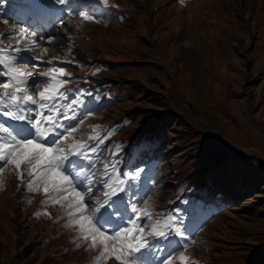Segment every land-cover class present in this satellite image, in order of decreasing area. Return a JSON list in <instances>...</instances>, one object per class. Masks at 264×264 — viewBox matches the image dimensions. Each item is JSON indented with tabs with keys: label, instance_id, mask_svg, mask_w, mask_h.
Listing matches in <instances>:
<instances>
[{
	"label": "rangeland",
	"instance_id": "1",
	"mask_svg": "<svg viewBox=\"0 0 264 264\" xmlns=\"http://www.w3.org/2000/svg\"><path fill=\"white\" fill-rule=\"evenodd\" d=\"M29 1L0 0V13L2 12L6 19L4 21L0 18V32L5 33L2 39L5 43H9V30L20 26L36 30L45 37H56L51 44L44 41L40 43L43 47L49 48L48 57L57 56L61 60L71 62L56 65L64 67L66 72L71 73L67 87L72 91L67 93L68 99L61 103L64 105L71 103L77 95L76 89L91 93L90 96L85 95L82 99L86 110H90L92 114L84 119V123L80 125L73 139L87 140L89 135H95L96 133L91 131L93 125L100 126L98 132L101 135L110 131L111 134L101 145L99 159L100 161L114 159L118 173L130 172L133 169L124 170L119 162L133 149L134 143L141 137V125L150 123L159 114L170 116L180 108L185 109L178 100L159 109L153 107V101L158 95L162 97L169 95L163 87L166 81L159 77L152 82L143 74L140 67L133 65V62L149 61L156 71L164 69L169 75L170 70L165 65L162 51L172 44L177 31L167 32L166 29H169V26H163L161 28L163 36L159 38L160 26L153 21L151 26L148 25L149 31L146 32L142 25L143 14L137 12V6L132 5L135 1L108 0L109 4L115 2L122 6L116 11L124 15H119V12L114 11V5L108 8L96 4V1L103 0H82L86 5L84 10L89 11V14L95 13L97 18L102 20L100 23L81 21L78 13L71 18L66 14L62 16L59 10L65 6L57 4L55 0L30 1L32 4ZM147 1L150 0H137L136 5L148 12L143 5ZM174 1L177 0H165L163 6L168 7ZM237 1L242 4L247 23L251 14V17L253 15L255 18L254 24L256 22L264 24V0H184L181 4L177 3L181 11L185 12L186 6L187 12L194 13L199 18L192 24L188 23L189 20L183 23L184 34L188 29L192 30L191 26L195 24L202 27L209 26L210 24L206 22L207 16L205 18L203 16L211 14L214 20H212L213 29L222 31L223 39L219 45L227 55V59H231L230 62L239 63L234 57L232 58L230 47L236 50L235 47L241 45V48H237L240 52L237 50L236 52L242 54L254 37L242 36L244 21L235 17L239 9ZM26 3L36 10L37 20L28 16ZM61 18L66 22L63 29L59 24ZM147 23L149 24V19ZM170 34L174 36L170 37ZM193 34L191 31L190 34L184 35L185 41L191 42L193 46L184 51L183 58L185 57L187 63L194 68L199 64L203 71V63H199V49L194 50V48H198L197 43L204 44L205 41L201 39V35H195L200 33L193 32ZM204 51V48L201 49V52ZM149 53H152L153 59H150ZM17 66L24 67L23 64ZM242 66L245 69L243 79L240 80L235 76L233 80L236 91L242 93L238 104L242 108V119L238 129L232 118L234 108L227 102L226 94H224V91L230 92L229 85L225 86L224 91L220 87L216 88L209 83L206 76H203L204 72L192 69V76L196 71L197 77L202 80L200 89L206 91L197 90L195 100L197 106L204 110L203 113H199L207 117L210 124L215 127L211 131L207 129L212 137L207 143L208 146H213L214 142H220L231 146L232 153L246 154L251 158L257 156L264 163V102L260 104L259 112L255 110L253 115L252 90L248 88L249 60L244 59ZM247 66L248 74L245 79ZM47 67V65H41L38 71H45ZM65 79L69 78L65 77ZM42 87V83L38 84L36 90ZM210 93H214L217 101H222L224 104V106L217 104L216 113L211 108ZM246 108L252 120L250 125L245 114ZM132 110L135 112H131ZM186 111L188 116L192 117L194 125L198 126V130L203 129L201 121L197 117L190 116L191 113L187 109ZM126 112L131 113L132 116L127 118ZM5 119L7 118L0 116V120ZM66 123L75 127L77 122L67 121ZM228 131L231 135L225 134ZM172 139L167 140L171 143ZM190 144L191 142L180 143L176 145L177 149H168V146L163 145V149L158 153V167H154L155 171L152 169L149 178L141 177L138 182L141 189L140 196H143L157 212H171L183 218L188 227L189 239L195 241L186 249V255L198 261L199 264H264V191L259 195L254 194L255 191L246 193L245 196L248 197H240L238 201L216 200L211 205L217 214L213 218L209 217L210 212H207L202 219H197L195 214L185 213L184 208L176 204L179 198L182 200L185 196L189 183L186 175L187 160L192 155L187 158L186 154ZM117 146H119V152L113 158L111 153ZM129 146H131L130 149ZM179 151L183 154L179 155ZM199 154L200 152H197V156ZM232 162L237 166L238 159ZM101 170L102 165L97 164V171ZM236 170L235 168L234 171ZM234 171L227 172L229 182L235 180ZM0 179L4 181V187L0 190V264H90V261L98 255V248L89 250L88 242L74 239V231L64 226L68 218L61 214L59 205H42V193L26 191L23 185L18 188L19 180L7 171L0 176ZM96 188H100L98 182L95 184L94 191ZM186 201L189 200L184 201L185 205L189 206ZM45 209L50 216L45 214ZM218 209L221 211L218 212ZM37 212L40 214L35 215L34 213ZM77 244L80 246L76 247ZM175 255L178 256L179 253ZM107 264H114V262L109 260Z\"/></svg>",
	"mask_w": 264,
	"mask_h": 264
},
{
	"label": "snow or ice",
	"instance_id": "2",
	"mask_svg": "<svg viewBox=\"0 0 264 264\" xmlns=\"http://www.w3.org/2000/svg\"><path fill=\"white\" fill-rule=\"evenodd\" d=\"M55 2L65 6L59 10L62 16L78 13L81 21L102 22L84 10L82 0ZM65 23L59 20L61 29ZM8 34L10 42L5 43V33L0 32V116L7 118L0 120V176L7 171L19 180L18 188L23 185L26 191L42 193V205H59L68 218L64 226L74 231V239L88 242L89 250L99 249L90 264L109 260L114 264H199L186 255L195 241L189 239L183 218L157 212L140 196L143 170L118 173L114 159L100 161L101 145L110 131L101 135L100 126L93 125L95 135L73 139L92 114L82 99L91 93L76 89L71 103H61L72 91L67 87L71 73L56 65L71 62L48 57L49 48L40 43L51 44L56 37L24 26ZM41 65H47V70L38 71ZM41 83L43 87L36 90ZM67 121H76V126ZM118 152L119 146L112 157ZM97 164L102 165L101 171ZM97 182L100 188L94 191ZM3 187L0 179V190ZM45 214L50 216L46 209Z\"/></svg>",
	"mask_w": 264,
	"mask_h": 264
},
{
	"label": "trees",
	"instance_id": "3",
	"mask_svg": "<svg viewBox=\"0 0 264 264\" xmlns=\"http://www.w3.org/2000/svg\"><path fill=\"white\" fill-rule=\"evenodd\" d=\"M164 1L165 0H150L149 5L151 4L150 7L154 12V23L160 26L158 28V31H160L159 38L163 36V33H161V28L163 26H169V29H166L167 32H169V30L172 32L175 30L177 31L172 44H170L165 51H162V56L166 62L165 65L167 69L170 70V74L167 75L164 69H157L156 71V68H154L153 64L149 61L133 62V65L140 67L143 74L152 82H155L159 77L164 78L166 81L163 87L167 90L169 95L164 97L158 95L155 101H153V107H158L159 109L166 105L173 104L175 100H178L181 105L183 104L185 106V109L180 108L179 111L172 113L170 116L159 114L157 118L153 119L150 123L142 124L141 137L134 143L133 149L130 151L127 158H125L124 168L136 169L142 167L144 170L142 176L149 178L152 169L155 171L154 167L157 168L159 165L158 153L163 149V145L171 149L176 148V145H180V143L191 142V146L187 149L188 154H186L187 158L189 155H192L187 160L188 168L186 175L189 183L185 191V196L176 204L183 207L185 213L195 214L197 219H202L207 212H210L209 217L213 218V216L215 217L217 214L214 212L211 205L216 200L238 201L240 197H248L245 196L246 193L255 191L254 194L256 193L259 195L264 191V163L261 162L257 156L251 158L246 154L232 153L233 150H231V146L220 142H215L213 146H208L207 143L212 138L209 132L215 129V127L210 124L207 117L200 114L203 113L204 110L196 104V91L204 92L205 90L200 89L199 85L202 80L197 77L196 71L192 76V69L200 70L202 73L204 72L203 76H206L210 81L209 83L216 88L220 87L224 91L225 86L229 85L230 92L225 93L224 91V94H226L225 98L227 102L234 108V116H232V118L238 129L242 119V108L238 106L242 93L236 91L233 80L235 76L240 78V80L243 79L245 69L242 63L244 59H248L250 63V82L248 88L252 90L251 103L253 115L255 110L259 112L260 104L264 102V24L262 22H256V24H254L253 19L255 20V18L253 15L251 17V14H249V28H246L243 23L241 32L243 37H245V35H247L248 38L254 37V43L246 52V57L230 47L232 58L234 57L239 63L230 62L231 59H227V55L219 45L223 39L222 31L221 29V32L213 29V18L211 14L210 16H203V18L207 16L206 22L210 24L209 26L202 27L199 24H195L193 27L191 26L192 30L188 29L187 33L184 34L183 23L189 20L190 22L188 23L192 24L194 20L199 19L198 16L194 13L187 12L186 6L185 12H182L180 6L177 4L178 2L181 4V0L172 2L168 7L163 6ZM108 4L109 2H107V5ZM110 4L114 5V11L122 7L115 2H111ZM135 6H137V12L143 14L144 20L142 21V25L143 28L146 29V32H148V12H145L143 10L144 8L136 4ZM119 13V15H124L121 12ZM235 17L238 20L241 19L237 14ZM191 31L192 35H194L193 32L200 33L195 35H201V39L205 41L204 44L197 43L196 46L198 48H194V50L199 49V63H203V71L199 64L194 68L187 63L188 61L185 57L183 58L184 51L193 46L191 42L185 41L184 39V35L190 34ZM173 36L174 35L170 34V37ZM203 48L205 51L201 52ZM151 54L152 53H149L150 59H153V55ZM253 69L254 71L251 72ZM140 75H142V73H140ZM193 78L195 79L194 81ZM194 82L196 83L194 84ZM210 94V101L212 102L211 108L212 111L216 113L218 111L217 104H222V106H224V104L222 101H217V98L214 97V93ZM186 109L191 113L190 116L194 118L197 117L201 121L203 129L200 131L198 130V126L194 125L195 123L192 121V117L190 118L188 116ZM131 112L135 111L132 110ZM126 114L128 116L127 118L132 116L131 113L126 112ZM245 114L248 117V123L250 125L252 120L247 108L245 109ZM225 134L231 135L229 131L227 133L225 132ZM169 138H174L172 139L173 142L169 143L170 140H167ZM246 139L247 137L245 140ZM197 152H200L199 156H197ZM178 154L182 155L183 153L179 151ZM236 159H238L237 166L232 162ZM235 168L237 169L236 171H234ZM232 171H234L235 180L229 182V174H227V172L230 173ZM185 199L189 200L186 201L189 206L185 205ZM219 211H221V209H218V212Z\"/></svg>",
	"mask_w": 264,
	"mask_h": 264
},
{
	"label": "water",
	"instance_id": "4",
	"mask_svg": "<svg viewBox=\"0 0 264 264\" xmlns=\"http://www.w3.org/2000/svg\"><path fill=\"white\" fill-rule=\"evenodd\" d=\"M237 6H238V10H237V15L238 16H240L241 17V19L244 21V23H245V26H246V28H248V23H247V19H246V17L244 16V9L242 8V4H241V2H239V1H237ZM253 38H252V42L249 44V46H247L245 49H244V51L242 52V54L244 55V56H246V51L247 50H249L250 49V47L253 45ZM240 48L242 47L241 45L239 46ZM239 47H235V49L237 50V51H239L240 52V50L239 49H237V48H239ZM246 64H248V61L246 60ZM246 73H245V79H247V74H248V66L246 67ZM249 106L251 107V104H249Z\"/></svg>",
	"mask_w": 264,
	"mask_h": 264
}]
</instances>
